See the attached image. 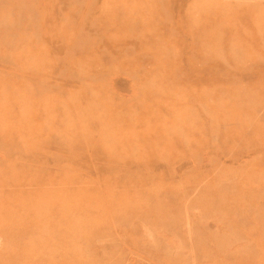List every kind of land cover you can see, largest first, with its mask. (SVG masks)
Listing matches in <instances>:
<instances>
[{
  "label": "rangeland",
  "instance_id": "1",
  "mask_svg": "<svg viewBox=\"0 0 264 264\" xmlns=\"http://www.w3.org/2000/svg\"><path fill=\"white\" fill-rule=\"evenodd\" d=\"M264 0H0V264H264Z\"/></svg>",
  "mask_w": 264,
  "mask_h": 264
},
{
  "label": "bare ground",
  "instance_id": "2",
  "mask_svg": "<svg viewBox=\"0 0 264 264\" xmlns=\"http://www.w3.org/2000/svg\"><path fill=\"white\" fill-rule=\"evenodd\" d=\"M264 158V157H263Z\"/></svg>",
  "mask_w": 264,
  "mask_h": 264
}]
</instances>
